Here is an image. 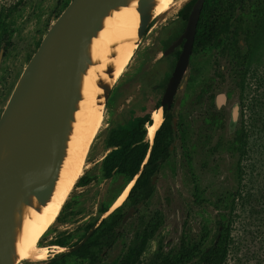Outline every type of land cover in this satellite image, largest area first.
Wrapping results in <instances>:
<instances>
[{
	"label": "rangeland",
	"instance_id": "rangeland-1",
	"mask_svg": "<svg viewBox=\"0 0 264 264\" xmlns=\"http://www.w3.org/2000/svg\"><path fill=\"white\" fill-rule=\"evenodd\" d=\"M71 1L0 0V37L6 30L12 42L0 77V118L43 38ZM179 12L159 24L157 21L151 23L130 63L112 85L101 113V128L82 159L83 171L55 223L39 242V249H56L55 252L43 262L24 258L15 264H46L68 252L83 237L87 227L108 218L110 210L124 205L126 211L125 201L122 205H114L128 188L127 179L115 176L105 180L103 177L102 159L112 151L106 140L112 129L129 127L153 110L151 91L156 82L155 70L162 65V61L157 60L168 37L181 27V20L177 19ZM234 14L249 30L261 23L255 34V49L244 88L235 91L230 100V105L241 103L239 128L248 134L245 148L237 151L232 144L233 137L228 134L229 139L224 131L220 149L210 160L204 151L194 152L188 148L183 153H189L190 157L178 162L175 153L161 171L158 192L137 216L128 221L122 238L107 252L101 264H150L156 243L178 238L172 227L189 212L203 224L207 232L205 246H208L216 236V210L229 229L224 264H264V0H242ZM129 186L130 190L132 184ZM196 197L204 200L205 205L194 207L192 199ZM218 199L221 204L216 208ZM105 210L109 213L103 214ZM156 212L161 214L162 225L154 231L156 238L142 254L139 244ZM157 218H154L155 224L160 222ZM56 264H88V261L68 254Z\"/></svg>",
	"mask_w": 264,
	"mask_h": 264
},
{
	"label": "flooded vegetation",
	"instance_id": "flooded-vegetation-1",
	"mask_svg": "<svg viewBox=\"0 0 264 264\" xmlns=\"http://www.w3.org/2000/svg\"><path fill=\"white\" fill-rule=\"evenodd\" d=\"M241 5L242 0H240L239 3V6ZM190 13L191 11L188 13L187 19L183 16L185 13H178L177 19L181 20V27L174 30L168 37V41L163 45L161 56L157 60L162 61V65L155 70L154 80L156 82L151 91L153 94L151 97H154V101L151 102L153 110L150 114L137 119L133 125L129 127L112 129L106 140L107 147L112 151L102 159V173L104 179L110 180L115 176H123L127 179V187L132 184L124 202V204L127 205L126 211H124V205H122V203V206H119L115 210H110V213L109 210L103 212V214L109 213L108 218H104L99 223L95 222L87 227L83 237L73 246L75 247L81 243L87 234L95 227V230L85 243H89L85 257L76 254L85 244L74 252H66L60 256L73 254L81 259L87 260L88 264H101L107 252L112 250L120 238H122L123 229L128 221L137 216L158 192L157 187L161 171L175 153L178 162H182L185 157L187 159L190 157L189 153H183V150L185 151L188 148L194 152L204 151V153L209 155L208 160H210L214 158L216 152L220 149L221 136L224 131L227 132V137L230 139L228 135L230 134V114L235 104L230 105V100L235 91L240 92L244 88V82L249 73V64L255 49V34L258 33L257 24L252 30H249L244 24H241V20L236 14L229 19V24H226V17L219 19L215 17L213 21L219 20L222 22L217 26H212L217 32H213L212 30L209 34L205 35V39L198 42L196 41L195 35L188 68L182 78L173 79L181 54L187 43L186 39L180 42L179 40L187 29ZM174 21L175 20L172 22ZM11 48V36L9 32L5 30L0 37V77L2 74V67L9 56ZM166 52L169 53L165 55ZM220 95H224L225 99L221 100ZM239 104L241 116V103ZM157 112L162 113L163 123L155 133L154 139L152 141H147V126L152 125L150 123H152V118ZM163 127L167 132L163 134L165 136L166 152L163 159L156 158L155 162L150 166L149 160L153 155V147L158 137L162 136L159 132L164 129ZM135 128H139V131L143 135L141 141L135 143L133 147L147 146L139 172L131 179L121 174H115L112 178L106 179L104 176L103 162L108 155L119 149V147L108 145L110 134L114 130L130 131ZM238 129L239 122L235 136L232 139V144L235 148L236 144L234 142ZM212 162H214V160H212ZM146 167H149L147 174L137 183ZM133 190L135 191L133 192ZM131 192L133 193L131 194ZM220 204L221 202L218 199L216 201V208L219 207ZM192 205L194 207H200L204 206L205 202L201 198L196 197L192 199ZM131 209H134V214L124 222L125 217L129 214ZM117 210H119L118 215L121 216L119 224L117 226L113 224L112 232L107 233L105 236L100 234L101 237L98 242L91 240V237L94 236V233L101 227L103 222L106 221L107 223L109 221L108 225L111 224V216L114 215ZM194 215L193 212H189L174 223L172 230L178 238L174 239L172 237L164 242L156 243L150 264H206L207 261H211V258H205L204 253L208 252L212 245L216 246L219 243L223 232V227L221 226L223 222L222 217L219 215V210H216V217L214 218L216 236L210 241L208 246H205L207 232L204 231L203 224L201 222L198 223L197 219L195 220ZM155 217H158L157 219L160 221L157 224H155ZM162 221L163 219L159 212H156L154 217L151 218L150 224L145 229L144 236H142L139 244L142 254L145 253V248L148 246L149 242L156 238L154 231L161 228ZM106 226L107 225H105L104 228ZM177 234H180V236H177ZM60 256H56L53 259Z\"/></svg>",
	"mask_w": 264,
	"mask_h": 264
},
{
	"label": "water",
	"instance_id": "water-1",
	"mask_svg": "<svg viewBox=\"0 0 264 264\" xmlns=\"http://www.w3.org/2000/svg\"><path fill=\"white\" fill-rule=\"evenodd\" d=\"M129 1L72 0L28 63L0 118V264L16 263L18 206L30 204L31 197L45 205L52 197L80 99L81 77L92 63L90 43L110 11L126 7ZM204 3L197 0L191 10L187 29L179 40L186 39L187 43L173 79L182 78L188 68ZM152 10L153 0L139 1L140 42L153 22ZM107 73L112 75L114 69ZM112 85H102L105 102ZM220 99H225L224 95ZM230 117L229 135L234 137L239 103L233 105ZM133 214L131 209L124 222ZM94 230L68 252L84 245Z\"/></svg>",
	"mask_w": 264,
	"mask_h": 264
},
{
	"label": "bare ground",
	"instance_id": "bare-ground-1",
	"mask_svg": "<svg viewBox=\"0 0 264 264\" xmlns=\"http://www.w3.org/2000/svg\"><path fill=\"white\" fill-rule=\"evenodd\" d=\"M139 1L130 0L126 7L110 11L102 21L101 30L90 43L89 56L92 63L81 77L80 99L70 124L65 157L52 197L45 205L31 197L30 204L18 206L14 244L16 262L24 258L43 262L56 250L39 249L38 245L55 223L71 188L80 177L85 152L101 128L100 117L105 104L102 85H112L118 81L140 44ZM190 1L153 0L152 21H157V24L165 21L166 17L176 14ZM110 68L114 69L112 75L107 73ZM162 123L163 115L157 112L150 123L152 125L147 126V141L154 139ZM129 188L118 198L114 207L125 201Z\"/></svg>",
	"mask_w": 264,
	"mask_h": 264
},
{
	"label": "trees",
	"instance_id": "trees-1",
	"mask_svg": "<svg viewBox=\"0 0 264 264\" xmlns=\"http://www.w3.org/2000/svg\"><path fill=\"white\" fill-rule=\"evenodd\" d=\"M197 0H192L189 2L180 12H183L184 18H188V13L193 8ZM240 0H206L204 7L201 12V18L198 24L196 41H201L206 38V34L217 32L212 26H217L222 22L219 20L213 21L215 17L223 18L226 17V24H229V19L233 17L234 10L237 5H239ZM259 14H263L261 9H258ZM261 23H257V30L260 29ZM263 108V106H262ZM261 108V109H262ZM262 111V110H261ZM166 127V125H165ZM164 128V127H163ZM165 128L162 129L159 133L162 136L158 137L156 143L153 147V155L149 160L150 166L155 162L156 158H164L166 147H165ZM167 133V132H166ZM159 134V135H160ZM142 133L139 131V128L133 130H114L109 136L108 145L112 147H119L118 150L114 151L112 154L108 155L103 162L104 176L106 179L112 178L115 174H121L127 176L129 179L134 178L140 170L143 158L147 149V146H135L133 145L142 139ZM248 138L247 132L243 128H239L236 134L235 144L236 150L241 152L245 148L246 141ZM238 146V147H237ZM244 154V152L242 153ZM149 166V167H150ZM149 167L143 171L141 177L139 178V183L147 174ZM83 181V178H82ZM135 190H133L134 192ZM131 192V194L133 193ZM119 210L116 211L114 215L111 216V224L108 225V222H103L101 227L94 233V236L91 237V240L98 242L100 240V234L104 236L112 232V225L117 226L120 222L121 216L118 215ZM107 225L105 228L104 226ZM223 227L222 237L219 243L214 246L212 245L208 252L204 253L205 258H211V261H207L206 264H224L227 256V243L229 238V229L227 226L221 223ZM100 232V233H98ZM102 232V233H101ZM97 235V236H96ZM65 247V245H60ZM89 243L82 246L77 252V255L85 257L86 251L88 250ZM64 256V255H63ZM57 257L51 260L47 264H56L57 261L63 257Z\"/></svg>",
	"mask_w": 264,
	"mask_h": 264
}]
</instances>
